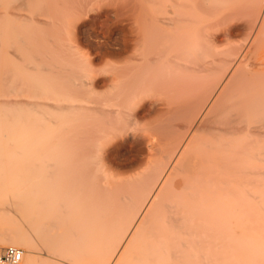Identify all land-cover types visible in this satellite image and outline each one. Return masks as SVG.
I'll return each mask as SVG.
<instances>
[{"label": "bare ground", "instance_id": "6f19581e", "mask_svg": "<svg viewBox=\"0 0 264 264\" xmlns=\"http://www.w3.org/2000/svg\"><path fill=\"white\" fill-rule=\"evenodd\" d=\"M5 5L11 7L13 26L0 30L5 38L2 56L8 60L0 66V97L26 88L40 98L38 83L44 84L40 80L52 71L55 79L49 86L63 92L75 85L83 97L86 92L92 95L79 108L71 107V111L78 110L77 119L51 130L47 146L38 149L28 164L31 187L26 194L20 193L24 195L19 198L21 204L17 198L16 207L28 216L30 229L34 228L44 249L24 257L25 264H61V257L57 259L54 253L60 243L76 264H233L248 259L242 255L244 250L264 252V217L259 215L264 214V188L260 186L264 179H259L258 168L264 161V147H258L264 138V0H5ZM30 7L38 16L18 15ZM113 14L115 19L144 15V61L136 59L140 62L133 70L126 66L129 72L102 81L113 90L109 97L99 90L96 78L90 83L73 82L77 74L80 79L83 71L95 70L91 57L79 47L77 65H72L76 59L72 62L74 44L67 42V21L79 15L104 26ZM214 14H226L220 23L227 25L221 32L216 30L219 23L216 28L202 25L205 15ZM5 17L0 18L8 23ZM28 23L31 30L20 32ZM245 33L244 42L235 43ZM130 46L131 41L117 53H105L120 57ZM247 52H252L253 60L245 57ZM23 58L30 63L25 62L29 67L24 63L25 69L20 70L22 65H17ZM67 59L78 69L69 66L76 75L64 66ZM135 67L139 71L134 72ZM34 70L41 73L35 75L38 85L26 79L22 84L23 73ZM142 94L141 113L134 112L131 106L142 101ZM157 96L164 97L161 108L146 102ZM21 104L28 112L31 106L40 111L46 105L38 99ZM22 105L13 100L0 102V139L29 135L30 129H20L28 113ZM59 107L66 109L62 104ZM141 119L157 122L144 129V142L133 136L120 145L135 151L144 143L148 167L123 177L117 153L106 147ZM178 119L180 123H172ZM141 164L133 157L123 168ZM24 187L29 188L28 184ZM89 228L98 233H92L97 235L87 239L88 245L84 239L82 247L80 236L76 248L66 240L80 230L90 233ZM4 235H0L4 237L1 244L35 249L34 241H27L18 229ZM258 255L255 258L264 257Z\"/></svg>", "mask_w": 264, "mask_h": 264}, {"label": "rangeland", "instance_id": "374dc122", "mask_svg": "<svg viewBox=\"0 0 264 264\" xmlns=\"http://www.w3.org/2000/svg\"><path fill=\"white\" fill-rule=\"evenodd\" d=\"M7 2H8V0H6V3ZM0 4L2 5V6H0V13L3 12V14H0V15H2L4 18H6L5 16H7L10 19V21L8 19H6L7 22L9 21L8 23H6V22H4L5 21L4 18H0V30H2V27L6 26V27L10 28L11 26H13V21H11V18H10L11 17V15H10L11 14L10 13L11 7H7L9 10L7 8H5V6H7V5H5V0H0ZM4 8L7 9L8 11L6 12V10H4ZM30 9H33V10L31 11ZM30 9H28V10L26 9L28 12H26V10L23 11L24 9L20 10V12H18V15H20L22 17L24 15H25V17L29 16V19H31L32 17H36L35 15L38 16V14L36 13L34 8L30 7ZM29 11H31V13L33 12L34 15L32 16L33 13L31 14V13H29ZM218 15H216V14L211 15V16L205 15V17L202 21V25L208 26L210 24L209 26H213L216 28L217 24L219 23L218 29L216 28V30L218 32L223 31L226 28L227 22L225 23L226 25L223 22H222V24L220 22L224 21L223 19L226 17V14H221L219 16ZM2 16H0V17H2ZM138 16H139L138 19H136L137 14H135L134 17L129 15V16H123L122 18H119V19H115V15H114L112 17L111 22L104 24V26L101 24V26H103L102 29L99 28L101 26H98L100 24L96 25L89 17H86V16L77 15L71 21H69V20L67 21V28H68V32L70 34L68 36L69 38H68L67 42L71 43L72 45L74 44V49H72V50L70 49L71 54H73V56H74V57L71 56L72 62L76 59L73 62L74 64L72 63V65H74V66L77 65L76 61H77V57L79 56L78 54H79V49H80V51L85 53V55H89L91 57L94 70L97 72L96 73L95 71L92 70V71H87V73L85 74L83 71V75H81L82 71H79V75L82 76V77L80 76L81 78L79 79V76L77 74L78 69L76 67L74 68V66L71 65V62H70L71 59L64 60V61H66V64L64 66H67V68H68L67 70H69V71H73V70L75 71L76 70L77 71L76 73L73 71V75H74V73H75V75L77 74V77L76 78L74 77L75 79H73V82H76L75 84L80 83V80H82V79L86 83H90L96 78V81L98 83L100 82L99 86H101V88H99V90L102 92H105L107 94V96L109 95V97H110V95L113 94V90H111L112 89L111 87L105 88L102 81L104 82L106 80H111L114 77H117L116 73L118 75L120 73L125 74L129 70V68H130V71L133 70L134 69L133 67L140 62V61L139 62L136 61V59L144 61V20H143L144 15L142 17H141V15H138ZM213 16H215V17H213ZM134 18L136 21L134 20ZM212 18H214V19H212ZM105 19L107 20L106 17H104L103 20H105ZM137 20H138V22H137ZM121 21H122V23H120ZM133 21H135V22H133ZM136 23H138V24H136ZM232 23H236V21H233ZM220 25H222V26H220ZM29 26H30L29 23L24 24V26H22L23 29L20 27L22 29V30L20 29V32L24 31L23 33H25L26 31H30L31 28L30 29L27 28ZM25 27L27 28V30H25ZM137 28L140 30V32ZM130 31H131V33H130ZM125 36H126V39H125ZM246 38H247V35L245 33L244 36L236 37L235 43H237V44L243 43ZM4 39H2V37L0 35V46L2 43L4 45V42H5ZM3 40H4V42H3ZM87 41H88V43H87ZM130 41H131V46H130L131 48H130V51L128 53H126L120 57H117V56L111 57L110 55H107V53L112 51V50L114 51V53H117L118 50H120L126 44V42H130ZM142 42H143V45H142ZM4 46L0 47V49H1L0 56H2L4 53L3 52V50L5 49ZM120 46H122V47H120ZM78 47H79V49H78ZM221 47L222 48L225 47V44H222ZM67 51L68 50H66L65 53L69 54L70 51H68V52ZM72 51H75L76 53L75 52L72 53ZM12 52H14V51L12 50ZM105 52H107V53H105ZM247 53L248 54H245V57L246 58L250 57L253 60L254 58L252 57V52L251 53L247 52ZM71 54H69L68 56L70 57ZM2 57L3 58L0 57L1 58L0 59V66L2 64L4 65V63H6L8 61L6 58L4 59L5 56H2ZM2 59H4V60H2ZM20 61L21 62L18 61L19 64L17 65V66L22 65L21 68L19 67L20 70L25 69V67H29V66H26L27 63H25V62H29V60H26L23 58V60H20ZM142 61H141V63H142ZM50 62H51V60L49 61V63ZM68 62L70 64H68ZM24 63H25V65H24ZM29 63H28V65H30ZM34 63H36V62L31 63L30 66H33ZM40 63H43V62L40 61ZM44 63H45V61H44ZM44 63H43V65H44ZM142 64H144V63H142ZM45 65L47 66V64H45ZM51 65L52 64H50V66ZM69 66H71L73 70L70 69ZM126 66H130V67L128 68ZM122 67H124V68L122 69ZM64 69H66V68L64 67ZM137 69L138 68L135 67L134 72L139 71ZM141 69L143 72L144 71V65H143V68L141 66ZM67 70H64V73H65V71L67 72L65 74H68L69 71H67ZM125 70H127V71L125 72ZM110 71H113V72H110ZM30 72L29 73H27V72L23 73L22 72L23 73L22 76L24 77L22 80L20 79L22 84L25 81V79H26V81H25L26 83H29L32 81L30 84H33V82H36V80L39 81V78L36 76L41 74V73H39L38 71H35V70L33 72L32 71H30ZM47 73H46V75H44L45 79L42 78L40 80L41 83H44V84L41 85L40 82L39 83L36 82V85H35V86H37L39 84L42 87L41 89L38 88V90H40L42 92V93H40L41 94L40 98H34V95L32 93L33 90H30V89L27 90L26 88H25L26 91L21 90L20 91L21 93L17 92L18 91L17 90L8 96H7V94L6 95L2 94V97H0V102L7 101V100H9V101L13 100L15 102L16 101L19 102L20 105H22L21 104L22 102L25 103L24 105H27V103L31 104L32 102H35L38 99L39 101H41V102L43 101L46 103V105H48V106L45 105L46 107L43 106V108H41L40 111H39V109H40L39 106H38L39 109H37V107H35L36 109H34L33 108L34 106H31V109L33 108L34 110H36V111H34L33 109L32 110L30 109V105H29L28 106L30 109L29 112L34 111L35 114H34V112H32L33 114H31V112L29 113L25 109L27 107L25 106V108H24V106L22 105V107L25 109V110L23 109L24 110L23 112L26 111L28 113L26 114L27 115L26 122H24L25 124L23 123L22 125H20V129L25 131V132H26V130L30 129L31 133L33 132L32 133L33 135L30 133V131H27L26 133L29 135H24V136L23 135L22 136L9 135L3 139H0V235L3 236L5 233L6 234L8 233V235H9V234H11V232H15L18 229L23 233V235L27 241L28 240L34 241V243L36 245L35 249L37 248L36 250L34 249L31 251V250H29L27 245H24V247H23V245L19 246V247H15L12 245H8L7 243L1 244L4 241L3 240L4 237L1 236L0 240L2 239V241L0 243V258H1V254H2L3 250L7 247H15V248L20 249L23 252V254L25 253L24 254L25 256L23 255V260H24V257H28V258L32 257V255H30V254H33V256L37 255L38 251L40 253L41 249H42L41 251L43 252L44 243L41 240H40L41 242H39V238L37 237V234L34 232L35 231L34 228L32 227V229H30L31 223H30V221H28L29 220L28 216H26L25 214H21V212L17 210L18 206L16 207V203H19L17 201V198L18 199L21 198L24 194H26L28 192V190L31 187L30 186L31 185V182H30L31 171H29L30 169H29L28 164H30L31 159L34 160V158L37 155L36 151L38 149L43 150L47 146L49 132H51V130H54V129L56 130V128H57V130H60L61 127L63 126V124H65L66 121H69V119H74V120L77 119L76 117H77V111L78 110H76V108L75 109H73V108L77 107V106H78L77 108H79V105H81V102H83L85 100H89V101L92 100L91 94L86 92L85 94H88V95L86 96L84 94V97H83V93H81L80 90L75 87V85L72 86L71 89H70V87L66 88V90L62 89L63 92L60 91L61 89H59L58 86H54V87L51 85L49 86L48 83L52 82V78H54L55 75L52 74V73H54L53 71H52V73H49V72H47ZM54 79H53V82L56 81V80L54 81ZM24 85H25V83H24ZM28 85L29 84H26V86H28ZM19 86L21 87L20 84H19ZM26 86H24V87H26ZM20 87L18 89H20ZM73 88H76V90ZM34 89H36V88H34ZM70 90H71V92H70ZM72 90H75V91H72ZM22 92H24V93H22ZM64 95H65L66 99H65ZM84 98H85V100H83ZM141 98H142V101L140 99V102L138 101L139 103L137 102L136 104H133L131 106V108L134 112H140V110L144 106V94H142ZM59 99H62V101ZM163 100H164L163 96H157V97H154L152 99H147L146 102L149 105H151L150 103H152V105L155 104L156 106L155 105H153V106L156 108H159ZM30 101H32V102H30ZM59 104L60 105L62 104L63 107L65 106L64 108H66V109L63 110L62 108H60ZM90 105L93 106L92 104H90ZM71 107H73L72 111H71ZM68 108L70 111H68ZM74 113H75V115H74ZM28 114H30V115H28ZM55 121H57V122H55ZM172 123L173 124L180 123V120L179 121H177V120L172 121ZM156 124H157L156 121L145 122L144 119H141L138 122L137 126L133 125L131 128H129V131L127 129L126 131L123 132V134L121 133L120 135H118V138L113 139L112 143H110L106 147V150H109V151L111 150V151L117 153L118 162L123 167H125V165H127L128 162L131 159H133V157H137L138 160L142 161V164L140 165L141 167L138 166L137 168H134V169H130L127 167L125 169L123 167L120 168L119 171L123 177H127L129 175H134L136 172H139V171H144L147 169L148 165L144 164V160H146V157H147V154H146L147 153V147L144 146V143L142 145H140L137 149H135V151H136L135 152V151H132L129 148V146L127 147V145L121 146L120 145L121 140H123L124 138H132L133 136H136L141 141L144 142V138H143L144 129L152 128ZM28 126H29V128H28ZM2 127L4 128L3 124H2ZM0 129H1V127H0ZM30 134H31V136H30ZM141 137L143 138V140L141 139ZM263 139L264 138L260 139L258 147H261V148L264 147V140ZM41 144H43V145H41ZM133 152L135 154H132ZM262 152H264V150H262ZM33 155H34V157H33ZM263 162H261L258 166V168L260 169V172H259V170H258V172L259 173L262 172L261 176L259 175L260 180H261V178L264 179V172H263L264 171V163ZM26 168H28V169L26 170ZM144 168H146V169H144ZM28 173H30L29 176H28ZM25 178H26V182H24ZM27 178H28V180H27ZM262 182H261L262 184L260 183V186H261V188H264V180H262ZM25 183L28 184L29 188L24 187L27 185ZM23 191H24V194H21L22 196L20 197V193H23ZM26 197H27V195H25V197H24L25 199H22V200H26ZM19 201H20V199H19ZM20 204H21V201H20ZM259 215L260 216L263 215L262 217H264V214H262V213ZM27 222H29L28 225L25 224ZM90 229H91L90 233H88L86 230L84 231L85 235H83L84 234L83 231L80 232L81 230L79 231L80 235H79V232L78 233L76 232V234H74L73 237L67 233L68 236H70V238L68 236H66L67 234L65 235L66 236L65 238H67V237L69 238V239H66L68 242H69V240L72 241L69 243H70V245L73 244L74 246L72 245V247H74V248H76L74 243L77 242L78 241L77 239H79L80 237L82 238V241L85 239L84 240L85 244L88 245L89 242L87 239L91 240V239H93L92 238L93 236H94V238H96L95 235H97V233H98V230H96L97 233H95V235H93L94 232H96V231H95V229H92V228H89L88 231ZM73 231L75 232L76 230H72L71 232H73ZM33 233H35L36 235H33ZM86 234L87 235L90 234L91 236H89V235L87 236ZM75 236H76V239H75ZM83 236L84 237L87 236V237L83 238ZM80 241L81 240H79V242ZM84 241L82 242V247H84L83 246ZM80 244H81V242H80ZM37 245H38V247H37ZM63 245H65V244L60 243L59 246L57 245V248L58 249L60 248L61 250L60 249L58 251L55 250L58 252V253L54 252V253H56V258L57 257H58L57 259H59L60 257L63 258V260H61V258H60L59 262L61 264H76L75 262H77V261H75V259H74L75 257L71 259V256L69 255L70 253H67V251H66L67 248H66V246H63ZM70 249H71V247H70ZM60 251L65 252V253L63 252L64 254L63 253L62 254L67 258V260H69V262L67 260H64L66 258L60 253ZM244 252H245V250L242 252L243 253L242 255L243 256L245 255V257H247L249 260L244 259L245 262L243 260L240 262H233V264H252V262H249L250 259H252L251 258L252 256L254 257L253 261H255V263H256V259H258L259 257L257 258V256H256V258H255V254L258 255L259 253H261V255L264 256V252L258 253V251L255 252L254 249L247 250L245 252L246 254H244ZM261 255L259 254L258 256H261ZM70 259L72 260V262L73 261H75V262L70 263V261H71ZM64 262H67V263H64ZM257 263L258 264H264V257H262V258L260 257L259 262H257ZM23 264H25L24 261H23ZM47 264H57V263L52 261V262H48Z\"/></svg>", "mask_w": 264, "mask_h": 264}, {"label": "built area", "instance_id": "2783aa9c", "mask_svg": "<svg viewBox=\"0 0 264 264\" xmlns=\"http://www.w3.org/2000/svg\"><path fill=\"white\" fill-rule=\"evenodd\" d=\"M23 252L15 247H7L1 254L3 264H23Z\"/></svg>", "mask_w": 264, "mask_h": 264}]
</instances>
